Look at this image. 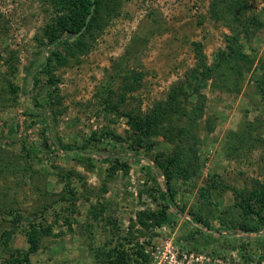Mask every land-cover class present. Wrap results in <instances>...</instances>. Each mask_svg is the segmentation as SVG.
Instances as JSON below:
<instances>
[{
	"label": "rangeland",
	"instance_id": "rangeland-1",
	"mask_svg": "<svg viewBox=\"0 0 264 264\" xmlns=\"http://www.w3.org/2000/svg\"><path fill=\"white\" fill-rule=\"evenodd\" d=\"M64 1L0 0V264H264V0Z\"/></svg>",
	"mask_w": 264,
	"mask_h": 264
},
{
	"label": "trees",
	"instance_id": "trees-1",
	"mask_svg": "<svg viewBox=\"0 0 264 264\" xmlns=\"http://www.w3.org/2000/svg\"><path fill=\"white\" fill-rule=\"evenodd\" d=\"M65 4H67L66 6V12L69 13L67 16L71 22L67 25L64 26V28H66L69 32L71 33H78L80 31V29L83 27L86 17L87 15L90 13V9L91 7L93 8L92 12H95L94 8H96L99 3L100 0H67L64 1ZM73 2V3H71ZM91 12V14H92ZM89 23V22H88ZM242 26L239 27L240 30H243V32H247V30L249 29V26L251 25V23L247 24H241ZM88 29V24L86 29L77 37H75L76 40H79L84 32ZM238 34V33H236ZM235 41V40H234ZM50 42L53 43V40H50ZM237 42V41H235ZM227 56L228 54H224V56ZM246 61H248L247 57H244ZM203 65L197 66L195 69H193L192 71V76L197 77L198 75L204 76L203 78L208 79L209 78V73H211L210 69H206L204 67H202ZM231 66H229L230 68ZM233 68L228 69V71H231ZM261 75L256 77V81H255V86L259 92V95H261V98L263 99L264 102V65H261ZM205 75H207L205 77ZM132 81H135L134 78H131ZM179 85V86H177ZM175 87L172 86L171 88V94L168 96V100L169 102L167 103L168 105H170L171 103L173 104V106L176 108L177 104L175 105V98H176V94L181 95V89H179L181 87V83H178ZM8 87L10 88V92L11 93H15L17 90V87H13V85L11 83H9ZM184 94V93H183ZM174 107H172L171 110H174ZM158 112V111H157ZM157 114H160L159 112ZM153 122L150 119H147L145 121L144 124L141 123H134V125L139 129V131L143 134H146L147 131H149L151 129V127ZM172 162H174V160L172 159ZM163 172H166V167L165 169H163ZM166 175V180H169V173L168 174H164ZM239 201L237 203V205L241 208L243 214L245 217H248L250 215L253 214V216H256L257 218V223H263L264 222V215H262L263 211H264V189H261L260 191H253L251 193L248 194L247 197H239ZM254 208H256L254 210ZM164 212L161 213V215L164 217V219L167 220L166 216L163 215ZM252 216V217H253ZM30 248L29 250L24 254L23 259L21 261H19L20 264L24 263V264H28V255L30 253L35 252L37 245H38V240L35 237V235L33 233H29L28 235V240H27Z\"/></svg>",
	"mask_w": 264,
	"mask_h": 264
},
{
	"label": "water",
	"instance_id": "water-1",
	"mask_svg": "<svg viewBox=\"0 0 264 264\" xmlns=\"http://www.w3.org/2000/svg\"><path fill=\"white\" fill-rule=\"evenodd\" d=\"M92 10H93V8L91 7V9H90V13L87 15L83 27L80 29V31H79L78 33H76V34L74 35L75 37L79 36V35H80V34L86 29L87 24H88V21H89L90 16H91V12H92Z\"/></svg>",
	"mask_w": 264,
	"mask_h": 264
}]
</instances>
